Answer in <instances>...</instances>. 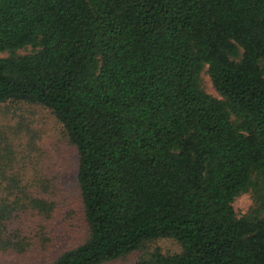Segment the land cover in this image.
Segmentation results:
<instances>
[{
  "label": "trees",
  "instance_id": "16d2710c",
  "mask_svg": "<svg viewBox=\"0 0 264 264\" xmlns=\"http://www.w3.org/2000/svg\"><path fill=\"white\" fill-rule=\"evenodd\" d=\"M8 101L48 108L77 153L86 235L44 264L159 237L179 250L132 264H264V0H0ZM17 139L0 129V251L23 253L31 231L14 219L54 203Z\"/></svg>",
  "mask_w": 264,
  "mask_h": 264
},
{
  "label": "rangeland",
  "instance_id": "374dc122",
  "mask_svg": "<svg viewBox=\"0 0 264 264\" xmlns=\"http://www.w3.org/2000/svg\"><path fill=\"white\" fill-rule=\"evenodd\" d=\"M202 78L206 91L215 95L216 92L204 72ZM1 128L7 136L17 134L18 139L15 141L20 144L15 145V149L18 151L22 148L24 161H38L35 165L50 185L48 194L54 204L48 217L14 219L11 226L31 231V246L23 253L0 251V264H44L63 249L83 240L86 235L75 181L77 153L63 135L61 124L48 108L39 104L24 101L0 103ZM19 155L18 151L17 157ZM43 195L47 193L44 192ZM231 203L235 214L240 215L250 203L248 192L237 194ZM155 245L162 252L179 250L174 239L159 237L147 242L140 250L100 264H132L136 254Z\"/></svg>",
  "mask_w": 264,
  "mask_h": 264
}]
</instances>
